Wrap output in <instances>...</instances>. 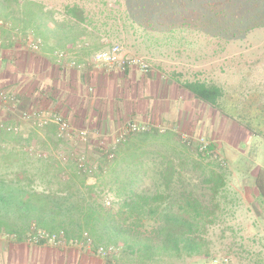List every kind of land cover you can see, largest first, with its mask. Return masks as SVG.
<instances>
[{
  "label": "rangeland",
  "instance_id": "obj_1",
  "mask_svg": "<svg viewBox=\"0 0 264 264\" xmlns=\"http://www.w3.org/2000/svg\"><path fill=\"white\" fill-rule=\"evenodd\" d=\"M31 1L41 4L53 21L66 23L63 6L76 3L104 29L98 49L116 43L129 57L162 68L175 84V80H199L223 90L219 105L212 108L176 84L172 95L178 101L172 96L169 106L175 105L177 112L168 111L167 131L141 145L143 168L152 177L140 176L131 186L129 170L116 164L111 167L114 158L109 159L103 172L96 171L98 188L94 190L102 210L114 217L130 192L159 193L166 201L168 195L185 191L208 203L210 185L204 178L218 172L225 182L215 197L219 208L214 207L213 222L199 232L206 257L162 253L149 263L195 264L226 256L230 264H264V0ZM7 9L8 18L0 16L2 23H25L27 16L16 3H9ZM19 146L10 142L3 149L23 150ZM41 159L24 156L31 177L24 176L22 184L37 191L53 189L54 185H47L48 178L35 170ZM165 160L176 170L169 190L159 176ZM12 176L9 173L7 178ZM95 181L88 179L89 184ZM104 196L111 199L109 207L102 203ZM144 219L149 226L150 217ZM5 235L0 233V238ZM36 240L32 237L28 242ZM82 242L106 257L99 251L105 244L96 249L91 240ZM112 248L109 263L142 264L121 246Z\"/></svg>",
  "mask_w": 264,
  "mask_h": 264
},
{
  "label": "crops",
  "instance_id": "obj_2",
  "mask_svg": "<svg viewBox=\"0 0 264 264\" xmlns=\"http://www.w3.org/2000/svg\"><path fill=\"white\" fill-rule=\"evenodd\" d=\"M103 32L101 26L91 23L30 25L0 21V90L16 99L12 105L0 100V121L18 126L22 144L29 143L46 152L47 157L78 149L93 160L100 150L113 149L121 158L126 153L122 143L131 134L124 133L128 122L145 126L144 131L149 133L167 131L168 111L177 112L175 105L169 106L175 96L178 101V96L172 95L177 83L168 80L159 66L143 67L145 61L135 56L141 63L124 61L128 56L124 49L123 61L97 62L94 55L102 46ZM72 61L78 65H71ZM24 112L59 114L69 122L70 135L58 138L51 122L35 127L32 119L23 117ZM78 130L87 132L85 142L76 139ZM164 143L168 144V138ZM9 144L0 143V148ZM119 166L141 170L143 165L124 162ZM31 238L19 240L12 233L2 236L0 264H123L109 263L82 241L52 236L42 242H28ZM146 263L149 261L142 264Z\"/></svg>",
  "mask_w": 264,
  "mask_h": 264
},
{
  "label": "trees",
  "instance_id": "obj_3",
  "mask_svg": "<svg viewBox=\"0 0 264 264\" xmlns=\"http://www.w3.org/2000/svg\"><path fill=\"white\" fill-rule=\"evenodd\" d=\"M0 2L2 17L8 18L7 8L9 3L13 2L21 7L23 14L27 16L24 21L27 24L66 23L53 21L42 5L35 1ZM62 15L68 22L96 24L85 8L76 3L65 4ZM175 81L193 99L201 100L212 108H217L223 96V90L218 85L199 80ZM17 134L0 128V143L15 142L20 148L24 145L30 146L27 142L22 144L23 139ZM158 135L144 130L132 132L122 143V151L126 153L121 158L118 157L117 150L108 149L98 152L100 161L88 160L96 163L95 170H87L88 164L83 167L78 165L77 149L65 152L68 155L65 162L57 156L41 157L35 170H39L38 173L48 178L47 185H54L53 189L44 187L42 191L22 184L24 176L31 177V174L26 172L29 169L25 167L24 150L8 151L0 148V233L15 234L19 240L33 237L39 242L52 236L58 239L61 237L64 241L91 240L96 249L101 243L105 244V247L121 246L141 263L153 261L156 256L166 252L176 257L182 254L189 257H206L207 251L203 249L205 240L199 232L213 222L211 216L214 207L219 208L215 197L225 184L221 173L211 172L204 178L210 185L211 196L208 203H203L191 193L181 191L174 196L168 195L166 201L165 196L159 193L146 195L130 192L123 198L120 212L114 217L110 216L109 212L106 214L99 205L94 189L98 188V173L103 172L104 165L109 161L107 154H114L112 165L124 162L143 165L141 170L128 172V184H135L140 181V176L152 177L147 168H143L145 151L141 145L150 136ZM202 148H206V145L200 147L201 150ZM163 164L165 166L160 170L159 176L164 187L169 190L176 170L167 160ZM9 173L13 175L11 178H7ZM91 177L96 181L89 184L88 179ZM102 203L104 205L103 201ZM145 216L152 220L149 226L145 222ZM119 219L124 223H120ZM109 253H104L108 260Z\"/></svg>",
  "mask_w": 264,
  "mask_h": 264
},
{
  "label": "built area",
  "instance_id": "obj_4",
  "mask_svg": "<svg viewBox=\"0 0 264 264\" xmlns=\"http://www.w3.org/2000/svg\"><path fill=\"white\" fill-rule=\"evenodd\" d=\"M32 47L36 48L37 44L36 43H32ZM121 53H122V49L121 47L116 44V43H112L107 45L106 47L100 49L98 52H96V54L94 55V59L97 62L100 63H105V64H114L116 62L119 61H123L122 57H121ZM63 53H60L59 56H63ZM124 61L128 62V63H141L139 59L137 58H133V57H124L123 58ZM143 67H147L146 63H141ZM71 65H78L77 62L72 61ZM0 100L5 103V104H15V97L13 94H8L5 91L0 90ZM23 117L27 118V119H32L33 125L35 127H41L44 126L48 123H53L56 126V135L57 137H64L67 134L70 135L71 132V127L69 122L64 119L61 115L59 114H46V115H40L37 112L34 113H23ZM125 134L128 133H132V132H139L142 130H145V126L142 125H138L136 123L133 122H128L127 125L125 126ZM0 128L7 131V132H11V133H19V128L17 125H12V124H7L5 122L0 121ZM86 135L87 132L85 130H78L75 133L76 139L79 141H84L86 139ZM24 152L28 155H34L36 157H42L45 158L47 157V153L38 149L33 148L32 146H25L23 148ZM73 153V152H72ZM67 153L64 152H60L57 154V158H59L61 161L65 162L68 158V155H66ZM77 162L79 166H86L88 167L87 170H95L97 165L96 163H92L89 162L85 153L83 151H80L77 149ZM107 157L109 159L113 158V153H108ZM90 179H93L92 177ZM104 205L109 207L111 205V199L109 196H104ZM112 250V247H99V251L101 253H108ZM228 263V258L226 256H216L211 258L208 261H202V262H198L196 264H227Z\"/></svg>",
  "mask_w": 264,
  "mask_h": 264
}]
</instances>
